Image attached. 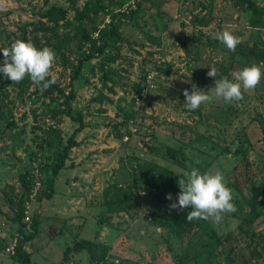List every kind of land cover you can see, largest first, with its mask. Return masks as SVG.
<instances>
[{
    "label": "rangeland",
    "instance_id": "obj_1",
    "mask_svg": "<svg viewBox=\"0 0 264 264\" xmlns=\"http://www.w3.org/2000/svg\"><path fill=\"white\" fill-rule=\"evenodd\" d=\"M235 1L0 0V48L21 39L56 54L50 68L56 82L46 90L29 79L23 85L0 80V239L6 244L0 243V264H18L9 257L21 237L12 221L16 203L9 197L19 199L24 190L19 175L28 169L31 186L23 199L34 198L24 214L40 221L37 234L24 243L31 264H264V217L247 216L252 185L264 213V77L231 103L213 100L191 111L183 106L185 89L210 94L215 77L206 75L209 66L217 69L216 79H231L233 71L248 64L264 66V60L254 59L264 51V13L251 25L253 14L240 12ZM252 1L264 9V0ZM91 5L97 14L81 18ZM51 7L63 13L53 11L49 18L45 14ZM112 22L120 26L99 41L93 26ZM222 28L239 38L234 51L210 37ZM53 31L62 36L58 44ZM94 41L101 50L81 63L78 78L71 81L66 63L78 66L93 53ZM147 73L152 77L147 79ZM70 89L75 92L71 113H81L84 124L73 137L78 147L68 151L72 165L54 177L53 193L46 198L42 191L49 192L46 179L55 153L78 126L62 113V95ZM111 135H119L118 153L112 152L116 142L101 153V142H110ZM88 152L89 158L97 153L91 169L95 177L86 174L72 184L74 158L80 154L76 169L82 173ZM101 164L106 174H99ZM145 164L181 178L191 167L220 170L235 212L219 224L193 219L199 227L173 235L167 224H155L150 217L154 209L180 210L169 208L179 192L178 180L160 186L131 174L135 165L147 171ZM63 179L76 187L73 195H66ZM79 214L87 220L81 228ZM102 216L108 220L100 224ZM77 237L109 248L98 246L93 256L86 250L70 254Z\"/></svg>",
    "mask_w": 264,
    "mask_h": 264
},
{
    "label": "clouds",
    "instance_id": "obj_2",
    "mask_svg": "<svg viewBox=\"0 0 264 264\" xmlns=\"http://www.w3.org/2000/svg\"><path fill=\"white\" fill-rule=\"evenodd\" d=\"M210 37L229 51H234L240 43L237 36L223 28L210 33ZM55 59L54 50L48 46L38 48L31 41L13 40L9 47L0 48V80L19 82L27 76L39 90H46L56 82L55 76H50V68ZM206 75L215 77L210 94L196 87H192L191 93L187 89L183 90L185 109L195 110L201 104L213 100H220L225 104L239 100L242 90L255 88L264 77V66L255 63L245 65L233 71L231 79L226 76L216 79L217 69L209 66ZM177 183L179 192L169 208H190L185 216L186 220L211 219L213 223L219 224L225 214L235 212L232 192L226 186L225 177L220 170L201 171L197 167H191ZM165 198L172 200L171 194H166Z\"/></svg>",
    "mask_w": 264,
    "mask_h": 264
},
{
    "label": "trees",
    "instance_id": "obj_3",
    "mask_svg": "<svg viewBox=\"0 0 264 264\" xmlns=\"http://www.w3.org/2000/svg\"><path fill=\"white\" fill-rule=\"evenodd\" d=\"M235 6L240 10V12H250L252 13L253 17L250 20V24L254 25L255 23H258V18H260L261 15H263L264 13V9H262L261 7H259L254 1L252 0H236L235 1ZM85 10L81 12V18L87 16L88 14H91L93 16H95L97 14V7L95 5H91V6H87L84 8ZM53 11H59L61 14L63 13L62 10H60V8H56V7H51L50 10H48L46 12V16H48L49 18H51L54 13ZM128 15V14H127ZM126 15V16H127ZM130 17V16H129ZM128 17V18H129ZM120 26V24L118 22H112L108 27H104V28H97L93 26V29L97 31L98 33V39L101 42H104L108 37H111L114 34V30L117 29ZM57 31V30H56ZM56 31H53V34L55 35V37H57V44L61 42L62 36H60ZM67 39H63V42H66ZM95 41L93 44V48L94 51L92 54H86L78 63V66L76 67H72L68 62L66 63V65L69 67L70 72H71V77L70 80H75L76 78H78L79 75V71H80V66L81 63H83L84 61L89 60L90 58L93 57V54L96 53L97 51L101 50V45H95ZM58 46V45H57ZM255 59L260 60L261 58H264V51L260 52V53H256V55L254 56ZM28 77L25 76V78L21 81L18 82L19 85H23L27 82ZM62 104H63V108H62V113H64L65 115H67L70 119L78 121V126L74 129V131L72 132V134L70 135L69 138H67L66 143L63 144L62 150L57 151L55 153V159L51 162L50 165V178L46 179V187L48 188L49 192H46L45 190L42 191L43 195H45L46 198H50V196L52 195V183L54 180V177L57 175L58 171L63 168L65 160L68 156V151L72 146H75L78 144V142H76L73 137L74 134L76 132H78L82 127H83V120H82V116L81 113H77L76 115H73V113H71V100H73L75 98V92L73 90L70 89V91L68 93H63L62 95ZM137 158H135L136 160ZM144 163V162H143ZM40 167H42V165H38ZM142 166H144V164H142ZM140 165V167H142ZM145 166L148 168L147 171L144 170H138V166L135 165L132 167V174L134 176L139 177L140 179L143 180V182L148 181V182H154L160 186L162 185H166L165 183L166 180L168 182H170L171 179H176L179 180L180 176L179 174H175L172 173L171 171H169L167 168H162L159 165H150L147 166L145 164ZM34 169V168H33ZM159 170L158 174H150L151 170ZM30 170H26L24 171L22 174L19 175V180H20V185L22 187V193L21 196L19 197V199L17 201H13L14 200V196L13 197H9L10 202L12 203H16V209H15V213L13 216L12 221L16 222L18 224V231H19V236L20 239L18 240L14 251L10 254L9 257H11L12 260H14L16 263L18 264H31L30 261V252L28 250H26V248L24 247V243L30 241L35 234H37L38 232V226L40 224V221L38 219V217L36 215H32L29 218V223L28 221L25 220V209H26V205H25V200L23 199V196L25 194H27V192L29 191V187L31 186V180H29L30 177H28ZM28 175V176H27ZM41 179V176L40 178ZM115 188L122 190L124 189L123 187L118 185L114 186ZM168 187V186H167ZM38 200H40V196L38 197ZM12 203V204H13ZM32 204V203H31ZM259 205V192L257 190V188H255L253 185L250 188V195L249 198L247 200V213H248V218H255L258 216H263L264 217V213L262 211V209H259L258 207ZM119 207L115 208V210H117ZM1 211V209H0ZM189 210L187 208L185 209H180V210H162V209H154L153 211H151V217H150V221L158 224V223H162V224H167L169 226V230L171 231V233L175 236H180V235H185L186 233V229L187 228H193L196 226H198V223H196L194 220L192 221H188L185 219V216L187 215V212ZM107 219V216H102L101 220L99 221L100 224L105 223ZM198 220V219H197ZM72 248L70 249V251L72 249H85L87 252H89L90 256L95 255V251L94 248L96 247H101V249L103 251H107L109 246L108 245H101L100 243H96L93 240L90 239H84V238H78V239H74V241H72ZM69 251V252H70ZM70 255V254H69ZM103 258H100L99 260H101Z\"/></svg>",
    "mask_w": 264,
    "mask_h": 264
},
{
    "label": "crops",
    "instance_id": "obj_4",
    "mask_svg": "<svg viewBox=\"0 0 264 264\" xmlns=\"http://www.w3.org/2000/svg\"><path fill=\"white\" fill-rule=\"evenodd\" d=\"M255 59V58H254ZM263 60H264V58H261L260 60H257V59H255V61H259L258 63H262L263 62ZM84 122V121H83ZM127 128H129V127H127ZM120 132H122V131H120ZM127 132H129V129H127ZM132 134H134V133H132ZM119 135H116V138H115V136L114 135H111V138L112 139H110V142H101V144H102V148L101 149H99V151L102 153L105 149H103V148H110L111 147V149H113V144H115V142H116V139L118 140V139H120L119 137H118ZM131 137V136H130ZM123 138H126V140H123V139H121V141H123V142H126L127 143V141L129 140V138L128 137H124L123 136ZM112 140V141H111ZM115 140V141H114ZM112 142H114V143H112ZM120 142V141H119ZM119 146V148L117 147V145ZM116 147H114V149H113V153H118V151H119V149H120V145H119V143H118V141L116 142ZM81 145V144H80ZM76 147H78L77 145H75V146H72V148H76ZM83 147V146H82ZM94 152V151H93ZM90 154V152H88L87 153V156L85 157V160H87V166H86V168L87 169H84V170H86V172H84V170H83V172L81 173V172H79V171H77L78 170V168L76 169V167L78 166L77 164L78 163H82L81 162V156H80V154H78V156L77 157H75L74 159L76 160V162H78L77 164H73L74 166H73V168H71V170H72V174H71V179H72V184H74V183H77V180H80V179H83V178H85V176H86V174L87 175H90V173H92V179L95 177V172L96 171H91V169H93V161L94 160H97L96 159V156H97V153L96 154H92V158H89V156H91V155H89ZM83 156V155H82ZM94 156V157H93ZM69 158H67L66 159V161H65V163H64V166L63 167H66L67 165H68V167L70 168V166L72 165L70 162L73 160V159H71L70 160V155L68 156ZM87 158V159H86ZM95 158V159H94ZM80 161V162H79ZM68 162H69V164H68ZM101 167H100V169H98V172H99V174L100 175H102V174H106V170H105V167H103L104 166V164H101L100 165ZM104 169V170H103ZM122 169V168H121ZM60 170H62V168L60 169ZM60 170L58 171V173L60 172ZM77 171V172H76ZM58 173H57V175H58ZM81 173V174H80ZM131 174H132V171H131ZM56 175V176H57ZM133 175V174H132ZM134 176V175H133ZM135 177V176H134ZM87 178V177H86ZM65 180L66 179H63V186H65V193H66V195H73V192H74V188H76V187H73V185H66V182H65ZM64 196H65V194H64ZM66 197V196H65ZM2 211V210H1ZM83 218H84V220H83ZM76 220H78V224H80V220H81V223L83 222V224L82 225H79V226H77L78 228H81L84 224H85V222L87 221L86 219H85V216L84 215H81V214H79V217L76 219ZM40 225V224H39ZM109 225V224H108ZM40 227V226H39ZM103 227H105L104 225H103ZM106 228V227H105ZM104 229V228H103ZM101 231V230H100ZM96 235V234H95ZM78 238V237H77ZM99 238V237H98ZM85 239V238H84ZM98 243H103V242H99V241H97ZM0 243H1V246H3L4 244H5V242L2 240V239H0ZM3 244V245H2ZM104 244V243H103ZM6 245V244H5ZM106 245H108V244H106ZM109 246V245H108ZM83 250H85V249H78V250H76V249H72L71 251H70V254L72 253V254H75V253H78V252H80V251H83ZM2 251V250H1Z\"/></svg>",
    "mask_w": 264,
    "mask_h": 264
},
{
    "label": "built area",
    "instance_id": "obj_5",
    "mask_svg": "<svg viewBox=\"0 0 264 264\" xmlns=\"http://www.w3.org/2000/svg\"><path fill=\"white\" fill-rule=\"evenodd\" d=\"M151 77H152V74H151V73H147L146 78L149 79V78H151ZM124 140H126V138H124ZM36 171H37V170H36ZM39 178H40V175H38V174L36 173V180H38ZM38 181H39V180H38ZM33 198H34V195L32 196V195L30 194V195L28 196V199H27L25 205L27 206V205H28L27 203H29ZM25 220H26V221H29V217H25Z\"/></svg>",
    "mask_w": 264,
    "mask_h": 264
}]
</instances>
